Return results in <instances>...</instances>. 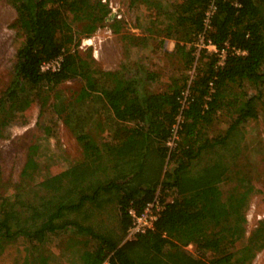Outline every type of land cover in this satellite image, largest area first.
Segmentation results:
<instances>
[{
	"label": "trees",
	"instance_id": "obj_1",
	"mask_svg": "<svg viewBox=\"0 0 264 264\" xmlns=\"http://www.w3.org/2000/svg\"><path fill=\"white\" fill-rule=\"evenodd\" d=\"M9 1L17 12L10 26L21 42L15 76L0 96V129L7 114L37 103L41 116L63 120L83 156L38 180L41 145L34 141L12 192L0 174V257L8 249L12 264H54L49 245L67 236L65 250L79 253L82 264H252L264 249V220L241 243L247 220L239 192L251 180L233 144L243 138L241 127L259 114L261 99L246 96L243 87L264 85V0H215L206 38L225 50L223 66L216 53L198 51L194 44L213 0H172L167 9L144 0L157 9L152 22L160 16L172 22L164 38L175 42L168 52L184 67L163 91L147 88L159 75L141 62L100 69L92 54L81 53L82 38L100 27L122 31L119 19L106 22L108 2ZM122 39L145 45L134 35ZM58 57L59 70H41ZM191 69L193 75L186 74ZM75 80L83 86L69 95L63 85ZM222 116L229 125L217 133ZM42 125L49 136L51 127ZM102 132L110 138L101 144L94 135ZM230 181L236 186L224 199L219 185ZM156 197L164 207L154 227L126 240L130 209L141 213ZM106 211L117 217L116 229L100 220ZM190 245L197 256L186 250Z\"/></svg>",
	"mask_w": 264,
	"mask_h": 264
},
{
	"label": "rangeland",
	"instance_id": "obj_2",
	"mask_svg": "<svg viewBox=\"0 0 264 264\" xmlns=\"http://www.w3.org/2000/svg\"><path fill=\"white\" fill-rule=\"evenodd\" d=\"M102 1L108 2L111 9L109 15H114V19L117 18L122 22V31L115 34L108 26L100 27L90 38H82L79 47L81 53L92 54L95 66L100 69H118L121 61L130 65L141 62L147 69L159 75L155 82L148 83L147 88L151 91L168 89L171 78L183 74L184 70L180 58L168 52L172 42L164 38V31L172 22H168L165 16H160L158 21L152 22L154 17L157 18V9L153 11L149 9L144 0ZM150 1H160L167 9L172 0ZM16 16L17 12L10 1L0 0V96L15 76L16 51L21 37L10 25ZM109 22L111 21L107 23ZM123 35L144 38V47L132 46V43L122 39ZM124 46L129 48V53ZM127 55L128 58H126ZM193 73V69L186 72L188 75ZM82 86L83 82L80 80L63 85L69 95L80 90ZM243 89L246 96H259L261 100L258 102V117L249 120L241 127L243 138L233 144L234 147L239 146V167L251 180V183L243 185L239 192L245 199L243 214L247 220L244 240L241 243H245L259 223L264 220V85L257 87L246 83ZM42 123H45L44 127L47 125L51 127L49 136L45 135ZM228 125L229 120L222 116L215 126V132H223ZM108 133L102 132L94 136L102 144L103 141L109 140ZM34 141H38L41 145L39 150L41 171L38 180L59 173L75 164L83 156L79 143L63 120L49 113L41 116L40 104L34 103L24 112L9 113L6 115L4 126L0 129V174L2 180L7 183L6 189L10 192L20 179L28 147ZM234 186H236L235 181L219 185L224 199ZM171 198L172 195L168 197L169 200ZM99 217L107 228L116 229L118 220L114 212L106 211ZM67 246V236L53 238L49 247L55 256L54 264H82L80 254L74 250L66 251ZM18 247L21 246L18 245ZM186 250L193 256L199 254L194 245L188 246ZM7 252L8 249L0 257L1 264H12V258ZM211 256L212 254L208 253L206 258ZM252 264H264V249L257 253Z\"/></svg>",
	"mask_w": 264,
	"mask_h": 264
},
{
	"label": "built area",
	"instance_id": "obj_3",
	"mask_svg": "<svg viewBox=\"0 0 264 264\" xmlns=\"http://www.w3.org/2000/svg\"><path fill=\"white\" fill-rule=\"evenodd\" d=\"M216 10L215 0L212 1L209 9L206 11L204 19V30L198 35L196 41L194 42L197 50H207L208 52L216 53L219 57L218 65L223 66L225 64V50L219 51L217 46L212 43L210 39L206 38V31L210 28L211 17ZM240 53V52H239ZM243 54L245 52H242ZM62 62V57H58L48 62H44L41 65V70L44 72L51 71L55 72L59 70ZM186 99V95L185 98ZM185 104V100L183 101ZM181 117L178 118L177 124L173 128V135L170 139L169 145H173L175 139H177V131ZM163 204L160 199L156 197L152 202L148 203L141 213H137L134 209H130L129 213L132 217V223L127 231L126 240H131L139 234L145 233L147 230L154 227L155 221L160 216L163 210ZM107 264V262L105 263Z\"/></svg>",
	"mask_w": 264,
	"mask_h": 264
},
{
	"label": "crops",
	"instance_id": "obj_4",
	"mask_svg": "<svg viewBox=\"0 0 264 264\" xmlns=\"http://www.w3.org/2000/svg\"><path fill=\"white\" fill-rule=\"evenodd\" d=\"M168 41L169 42H172V43H170L171 45H169L170 46V49L169 50H173V48H174V46H175V42L173 41V40H171V39H168ZM173 44V45H172ZM171 46H173V47H171ZM121 64H122V61L120 62V66H121ZM120 68V67H119ZM118 68V69H119Z\"/></svg>",
	"mask_w": 264,
	"mask_h": 264
},
{
	"label": "water",
	"instance_id": "obj_5",
	"mask_svg": "<svg viewBox=\"0 0 264 264\" xmlns=\"http://www.w3.org/2000/svg\"><path fill=\"white\" fill-rule=\"evenodd\" d=\"M114 19V15H109L107 18H106V22L108 21H112Z\"/></svg>",
	"mask_w": 264,
	"mask_h": 264
}]
</instances>
